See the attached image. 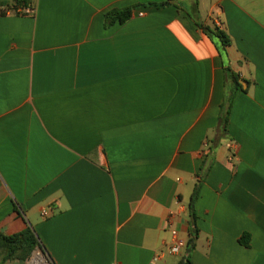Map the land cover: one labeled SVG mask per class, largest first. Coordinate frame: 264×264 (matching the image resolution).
<instances>
[{
	"label": "crops",
	"instance_id": "obj_1",
	"mask_svg": "<svg viewBox=\"0 0 264 264\" xmlns=\"http://www.w3.org/2000/svg\"><path fill=\"white\" fill-rule=\"evenodd\" d=\"M167 1L0 0L4 264H264V0Z\"/></svg>",
	"mask_w": 264,
	"mask_h": 264
},
{
	"label": "trees",
	"instance_id": "obj_2",
	"mask_svg": "<svg viewBox=\"0 0 264 264\" xmlns=\"http://www.w3.org/2000/svg\"><path fill=\"white\" fill-rule=\"evenodd\" d=\"M172 0H169L160 6L164 7L170 4ZM30 5V0H13V12H15L18 8H26ZM134 7H128L122 10H114L106 14V24L107 25H113L115 23H124L128 19H130ZM219 37L224 40V43H227L226 38L224 35L219 34ZM236 83V91L241 90V86ZM221 123L223 126L227 123V118L223 116L221 118ZM225 129V128H224ZM201 168V175H205L208 170L209 166L206 165V163H203ZM199 193V187L197 186L194 190L192 200L190 202L189 210H190V222L192 226L196 225V212H195V203L198 198ZM197 234V231H192V236H195ZM248 236H244L242 243H246V238ZM40 240L36 236L35 232L31 228H27L22 233L13 235V236H5L3 234H0V264H4L7 261L11 260H27L30 258L34 250L40 246ZM195 248V241L193 237L190 239V241L187 244V256L182 260L181 264H193L191 259L189 258L190 253Z\"/></svg>",
	"mask_w": 264,
	"mask_h": 264
},
{
	"label": "built area",
	"instance_id": "obj_3",
	"mask_svg": "<svg viewBox=\"0 0 264 264\" xmlns=\"http://www.w3.org/2000/svg\"><path fill=\"white\" fill-rule=\"evenodd\" d=\"M15 12L17 14L32 15L34 13V10L26 7V8H18ZM43 215H46V213L44 212ZM171 235L173 238V242L170 247L169 253L171 255H179L181 251L185 248V242L179 237V233L177 232V230L172 229ZM155 261H159V257H157Z\"/></svg>",
	"mask_w": 264,
	"mask_h": 264
},
{
	"label": "bare ground",
	"instance_id": "obj_4",
	"mask_svg": "<svg viewBox=\"0 0 264 264\" xmlns=\"http://www.w3.org/2000/svg\"><path fill=\"white\" fill-rule=\"evenodd\" d=\"M35 261H41L42 263H44V258L40 251L36 252Z\"/></svg>",
	"mask_w": 264,
	"mask_h": 264
},
{
	"label": "rangeland",
	"instance_id": "obj_5",
	"mask_svg": "<svg viewBox=\"0 0 264 264\" xmlns=\"http://www.w3.org/2000/svg\"><path fill=\"white\" fill-rule=\"evenodd\" d=\"M38 251H40V250L36 249V250L34 251L33 255H31L30 258H32V256H33V258H34L35 253L38 252ZM40 252H41V251H40ZM41 253H42V252H41Z\"/></svg>",
	"mask_w": 264,
	"mask_h": 264
},
{
	"label": "water",
	"instance_id": "obj_6",
	"mask_svg": "<svg viewBox=\"0 0 264 264\" xmlns=\"http://www.w3.org/2000/svg\"><path fill=\"white\" fill-rule=\"evenodd\" d=\"M42 248V247H41Z\"/></svg>",
	"mask_w": 264,
	"mask_h": 264
}]
</instances>
